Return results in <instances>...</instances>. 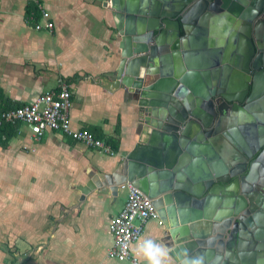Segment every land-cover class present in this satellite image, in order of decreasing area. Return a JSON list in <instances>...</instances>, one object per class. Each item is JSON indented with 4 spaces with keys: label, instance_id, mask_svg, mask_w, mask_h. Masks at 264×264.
Returning a JSON list of instances; mask_svg holds the SVG:
<instances>
[{
    "label": "water",
    "instance_id": "1",
    "mask_svg": "<svg viewBox=\"0 0 264 264\" xmlns=\"http://www.w3.org/2000/svg\"><path fill=\"white\" fill-rule=\"evenodd\" d=\"M238 3L105 2L114 8L120 38V66L111 83L138 98L147 139L103 184L80 189L87 195L137 186L175 240L171 253L179 264H264V177L258 175L264 166V88L259 65L250 67L256 51L250 31L241 33L237 46L233 39ZM247 95L243 108L237 103ZM217 97L224 101L220 106ZM229 104L233 112L226 116ZM246 124L259 133L248 141ZM254 190L262 192L258 199Z\"/></svg>",
    "mask_w": 264,
    "mask_h": 264
},
{
    "label": "crops",
    "instance_id": "2",
    "mask_svg": "<svg viewBox=\"0 0 264 264\" xmlns=\"http://www.w3.org/2000/svg\"><path fill=\"white\" fill-rule=\"evenodd\" d=\"M40 2L55 25L51 32L25 19L26 7ZM105 2L0 0V91L9 105L31 104L65 80L72 126L119 143L117 153L105 154L57 132L38 140L19 126L8 146H0V264H136L106 257L113 244L109 222L123 208L126 189L87 195L80 189L103 184L147 139L138 98L111 83L120 38L114 8ZM159 221L149 220L132 245L137 264H147L138 247L144 240L167 249L165 264H179L171 253L175 240Z\"/></svg>",
    "mask_w": 264,
    "mask_h": 264
},
{
    "label": "built area",
    "instance_id": "3",
    "mask_svg": "<svg viewBox=\"0 0 264 264\" xmlns=\"http://www.w3.org/2000/svg\"><path fill=\"white\" fill-rule=\"evenodd\" d=\"M37 9L41 16L34 29L53 31L55 25L41 2L37 4ZM71 106V85L65 80H60L59 90L46 92L31 104L2 112L0 126L4 124L27 126L38 140L48 132H57L88 148L113 154L106 142L97 138L91 131L72 126ZM120 187L126 189L127 194L123 208L110 219L109 231L113 237V244L106 257L118 261H133L137 264L132 253V245L142 236L146 223L151 219H158L159 216L153 200L137 186L126 183ZM159 223L163 224L162 221Z\"/></svg>",
    "mask_w": 264,
    "mask_h": 264
},
{
    "label": "flooded vegetation",
    "instance_id": "4",
    "mask_svg": "<svg viewBox=\"0 0 264 264\" xmlns=\"http://www.w3.org/2000/svg\"><path fill=\"white\" fill-rule=\"evenodd\" d=\"M236 1L239 2L237 5L242 8V11L241 13H239L240 16H238V20L236 22L234 21L233 23V29L234 32H236V36H234L233 39L236 42V46H237L239 44L241 33L243 32L246 35V33L250 31L251 38L255 44V50H256L252 57L253 59H251L250 67H253V63L255 62L259 65L258 69L256 70L257 71L256 73H258L260 80L258 85L261 88H264V58H263L264 57V2H261V0H236ZM260 3L262 4V8L261 10H258V4ZM250 16L252 20H249ZM257 36H259V39ZM240 55L242 56L244 54L240 53ZM233 69H235V66ZM253 72L255 73L254 70H251L252 76L254 75ZM250 83H251L250 87H252L253 81H251ZM249 96L250 95H247L242 103H237V104L244 108L247 104ZM215 102L217 106H220L224 103L223 99L219 97L215 98ZM223 111L227 112L226 116L230 115L233 112L232 105L229 104L228 108ZM255 122L258 126L260 125L258 121L255 120ZM246 125L248 126V129L246 130L244 135L247 137L248 140H251L254 134L256 135V133L257 134L259 133L256 131L253 132L249 124ZM259 153L260 151H257L252 160L257 158ZM253 192H254V197L256 199H258L261 196L260 194L262 193L260 190L258 191L254 190Z\"/></svg>",
    "mask_w": 264,
    "mask_h": 264
},
{
    "label": "trees",
    "instance_id": "5",
    "mask_svg": "<svg viewBox=\"0 0 264 264\" xmlns=\"http://www.w3.org/2000/svg\"><path fill=\"white\" fill-rule=\"evenodd\" d=\"M41 13L37 9V5L29 4L26 7V13H25V19L26 21L34 27L36 25L37 20L40 18ZM10 101H8L2 91H0V114L6 110L9 109H14V107H11L9 105ZM18 108V107H17ZM19 124L17 125H12V124H4L0 126V146L5 148L8 146V142L16 136L18 129H19ZM118 132H119V127H118ZM95 135V134H94ZM97 138L104 140L106 144L111 148L113 153H117L119 150V143L115 140L111 139H105L103 136H97Z\"/></svg>",
    "mask_w": 264,
    "mask_h": 264
},
{
    "label": "clouds",
    "instance_id": "6",
    "mask_svg": "<svg viewBox=\"0 0 264 264\" xmlns=\"http://www.w3.org/2000/svg\"><path fill=\"white\" fill-rule=\"evenodd\" d=\"M138 247L147 260V264H165L168 258L167 249L152 240H144Z\"/></svg>",
    "mask_w": 264,
    "mask_h": 264
},
{
    "label": "bare ground",
    "instance_id": "7",
    "mask_svg": "<svg viewBox=\"0 0 264 264\" xmlns=\"http://www.w3.org/2000/svg\"><path fill=\"white\" fill-rule=\"evenodd\" d=\"M255 124H256V122H255ZM257 125V124H256ZM258 170H259V168H258ZM263 171H261V172H259L258 171V175H259V178H262V176L264 177V175L263 174H261ZM252 216V214H249V215H247V217H251Z\"/></svg>",
    "mask_w": 264,
    "mask_h": 264
},
{
    "label": "rangeland",
    "instance_id": "8",
    "mask_svg": "<svg viewBox=\"0 0 264 264\" xmlns=\"http://www.w3.org/2000/svg\"><path fill=\"white\" fill-rule=\"evenodd\" d=\"M63 188L61 187L60 190H62Z\"/></svg>",
    "mask_w": 264,
    "mask_h": 264
}]
</instances>
